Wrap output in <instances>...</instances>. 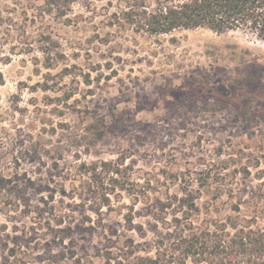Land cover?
<instances>
[{
	"label": "rangeland",
	"instance_id": "rangeland-1",
	"mask_svg": "<svg viewBox=\"0 0 264 264\" xmlns=\"http://www.w3.org/2000/svg\"><path fill=\"white\" fill-rule=\"evenodd\" d=\"M51 1L0 0V230L66 214L139 240L189 209L196 224L225 215L244 170L264 194V83L240 78L264 66V41L148 35L118 16L129 0H75L64 17Z\"/></svg>",
	"mask_w": 264,
	"mask_h": 264
},
{
	"label": "trees",
	"instance_id": "trees-1",
	"mask_svg": "<svg viewBox=\"0 0 264 264\" xmlns=\"http://www.w3.org/2000/svg\"><path fill=\"white\" fill-rule=\"evenodd\" d=\"M74 1L62 0L55 15L66 16L65 6ZM117 14L148 35L206 29L216 34L243 31L264 41V0H154L151 5L146 0H129ZM242 70L245 85L264 83V66L258 62L243 64ZM246 96L253 98L254 93ZM98 169L102 170L92 166L91 179ZM244 172L240 183L227 185V199L233 200L227 213L211 217L213 211L207 208L206 223L196 224L189 209L181 217L139 229V240H135L117 228L66 222L64 214L46 228L23 229L12 235L2 228L0 264H264V194ZM112 174L117 177L118 169ZM209 184L223 191L222 183L212 180ZM133 220L131 213L124 216L126 224Z\"/></svg>",
	"mask_w": 264,
	"mask_h": 264
}]
</instances>
